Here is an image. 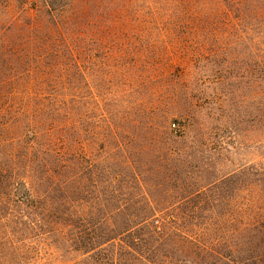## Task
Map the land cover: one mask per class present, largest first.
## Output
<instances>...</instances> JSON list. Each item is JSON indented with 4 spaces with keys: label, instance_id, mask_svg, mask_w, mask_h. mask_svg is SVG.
I'll return each instance as SVG.
<instances>
[{
    "label": "rangeland",
    "instance_id": "374dc122",
    "mask_svg": "<svg viewBox=\"0 0 264 264\" xmlns=\"http://www.w3.org/2000/svg\"><path fill=\"white\" fill-rule=\"evenodd\" d=\"M0 264H264V0H0Z\"/></svg>",
    "mask_w": 264,
    "mask_h": 264
},
{
    "label": "trees",
    "instance_id": "16d2710c",
    "mask_svg": "<svg viewBox=\"0 0 264 264\" xmlns=\"http://www.w3.org/2000/svg\"><path fill=\"white\" fill-rule=\"evenodd\" d=\"M119 236H120L119 238H124V239H126V241L129 240V242H130L129 244L131 246L126 245L127 243L120 245L121 246L120 249H124L125 251H127V254H128V252L131 253L130 251L136 252L134 248L142 241V238L140 236L133 233V229H126V231L124 233L120 234ZM115 239L116 238L113 237L110 241H115ZM131 255H133V254H131Z\"/></svg>",
    "mask_w": 264,
    "mask_h": 264
}]
</instances>
